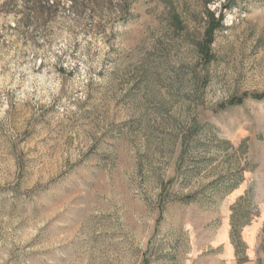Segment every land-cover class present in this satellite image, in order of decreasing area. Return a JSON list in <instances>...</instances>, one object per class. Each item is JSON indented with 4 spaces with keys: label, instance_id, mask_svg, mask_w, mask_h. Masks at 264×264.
Returning <instances> with one entry per match:
<instances>
[{
    "label": "rangeland",
    "instance_id": "1",
    "mask_svg": "<svg viewBox=\"0 0 264 264\" xmlns=\"http://www.w3.org/2000/svg\"><path fill=\"white\" fill-rule=\"evenodd\" d=\"M25 1L0 0V264H264V0Z\"/></svg>",
    "mask_w": 264,
    "mask_h": 264
},
{
    "label": "trees",
    "instance_id": "2",
    "mask_svg": "<svg viewBox=\"0 0 264 264\" xmlns=\"http://www.w3.org/2000/svg\"><path fill=\"white\" fill-rule=\"evenodd\" d=\"M61 0H55V2L53 0H27L25 1V4L27 6H30L34 9V12H36L37 14L42 15L44 13V10L46 7H50L53 8L55 6V4H58ZM76 1V5H78V1L80 0H75ZM83 1H90V0H83ZM52 3V5H51ZM52 6V7H51ZM83 5H79V7H81ZM78 7V6H76Z\"/></svg>",
    "mask_w": 264,
    "mask_h": 264
}]
</instances>
